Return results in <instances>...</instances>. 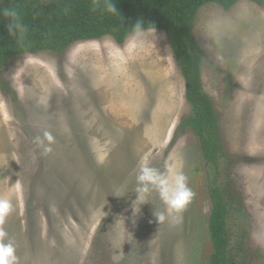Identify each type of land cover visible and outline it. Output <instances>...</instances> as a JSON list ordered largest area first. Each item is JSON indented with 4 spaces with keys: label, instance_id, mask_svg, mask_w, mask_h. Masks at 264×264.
<instances>
[{
    "label": "rangeland",
    "instance_id": "rangeland-1",
    "mask_svg": "<svg viewBox=\"0 0 264 264\" xmlns=\"http://www.w3.org/2000/svg\"><path fill=\"white\" fill-rule=\"evenodd\" d=\"M192 33L226 174L248 220L247 264H264V0L228 11L205 5ZM0 78L8 87H0V199L12 206L0 228L16 264H112L120 247V264L210 263L208 168L196 136L181 126L191 109L163 31L18 56ZM45 131L54 138L44 141L46 155L36 143ZM145 160L187 177L194 195L178 217L165 213L157 223L153 212L166 206L155 190L133 216Z\"/></svg>",
    "mask_w": 264,
    "mask_h": 264
},
{
    "label": "trees",
    "instance_id": "trees-1",
    "mask_svg": "<svg viewBox=\"0 0 264 264\" xmlns=\"http://www.w3.org/2000/svg\"><path fill=\"white\" fill-rule=\"evenodd\" d=\"M240 1L263 4V0H0V75L4 65L15 57L44 51L60 54L79 41L109 36L122 44L128 35L141 30H160L167 35L183 79L184 99L191 109L181 126L196 136L208 168L209 264H247L248 220L226 174L229 156L221 144L212 101L204 91V55L192 29L201 7L216 4L228 11ZM109 3L115 4L116 11L109 10ZM5 10H15L27 26L23 41L8 34ZM0 87L8 89L1 78Z\"/></svg>",
    "mask_w": 264,
    "mask_h": 264
},
{
    "label": "clouds",
    "instance_id": "clouds-1",
    "mask_svg": "<svg viewBox=\"0 0 264 264\" xmlns=\"http://www.w3.org/2000/svg\"><path fill=\"white\" fill-rule=\"evenodd\" d=\"M108 7L109 10L116 11L115 4L109 3ZM4 15L9 17V23L7 24L8 34L16 37L19 41H23L28 32V28L23 24L19 14L15 10H5ZM236 15L238 18L242 16L240 12H237ZM136 27H140L139 22H137ZM22 74L23 66L21 65L14 71L13 79H19L22 77ZM53 139V136L48 131L43 133V139L40 137L36 138L37 146L43 149L45 155L52 151V148L48 145L53 142ZM45 140L48 142V145H45ZM136 181L137 188L134 192L136 198L131 204L133 216H136L140 212V206L142 204L149 203L148 195L152 190H155L166 206L165 211L153 212L158 224L163 223L167 219V216L175 215L178 217L191 202L194 195L187 186V177L175 167L169 168L168 173L164 174L150 167L146 160L142 161L136 176ZM11 210L12 206L10 202L6 199H0V224L3 223L4 218ZM165 213H167V216ZM6 236L7 233L0 228V264H16L17 257L15 255V249L11 242H4ZM120 249L121 247L115 249L111 257L112 264H120L123 259Z\"/></svg>",
    "mask_w": 264,
    "mask_h": 264
}]
</instances>
